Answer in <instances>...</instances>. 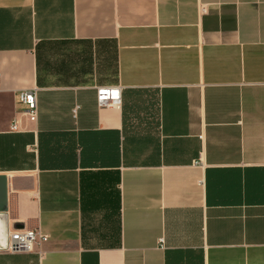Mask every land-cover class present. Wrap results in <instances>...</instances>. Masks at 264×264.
Returning a JSON list of instances; mask_svg holds the SVG:
<instances>
[{
  "label": "crops",
  "instance_id": "obj_1",
  "mask_svg": "<svg viewBox=\"0 0 264 264\" xmlns=\"http://www.w3.org/2000/svg\"><path fill=\"white\" fill-rule=\"evenodd\" d=\"M0 264H264V0H0Z\"/></svg>",
  "mask_w": 264,
  "mask_h": 264
},
{
  "label": "built area",
  "instance_id": "obj_2",
  "mask_svg": "<svg viewBox=\"0 0 264 264\" xmlns=\"http://www.w3.org/2000/svg\"><path fill=\"white\" fill-rule=\"evenodd\" d=\"M200 11L204 12L205 7L200 6ZM122 88L118 85L100 87L96 93V103L98 106L120 104ZM18 103H22L25 108L21 114L30 122H35L38 115L37 106V90L36 89H20L17 95ZM11 129L19 130L20 127L16 119L12 121ZM8 243L5 250L11 252H25L34 250V246H41V243L48 240L49 235L42 232L38 228H24L8 232ZM43 253L42 251L39 252Z\"/></svg>",
  "mask_w": 264,
  "mask_h": 264
}]
</instances>
